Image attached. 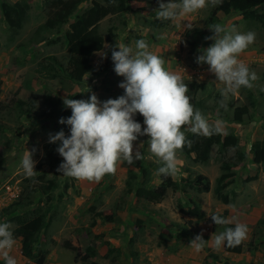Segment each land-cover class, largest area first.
Listing matches in <instances>:
<instances>
[{
    "label": "rangeland",
    "instance_id": "1",
    "mask_svg": "<svg viewBox=\"0 0 264 264\" xmlns=\"http://www.w3.org/2000/svg\"><path fill=\"white\" fill-rule=\"evenodd\" d=\"M8 1L14 3L18 0ZM94 1L98 0H86L75 11V14L81 13V11L90 7ZM27 2L30 5L28 17L22 28L13 37H9L10 33L0 16V212L17 198L25 202L29 190L28 184H30L31 179L24 176L21 160L26 149L35 148L36 152L33 159L37 161L35 165V171L38 172L36 178L44 176L45 180L48 179L57 183L58 189L53 195L56 197L61 195L57 202H53L55 209L52 214V222H54H51V228L48 227L39 237V246L49 252L44 264H123L125 260L122 257V249L124 248L126 252L130 249L126 243L129 236L128 230L125 231L124 236L118 235L114 242L109 243L107 239H104L99 241L97 246H94V240L90 237H87L86 241H77L76 239L77 244L73 249L69 248L72 244L67 246L65 242L78 235L73 228L79 229L85 224L89 225L93 212L103 210L104 214L107 211L101 207L102 204L113 212L119 204L116 199L117 195L119 198L124 192L128 170L133 171L134 180H141L142 170L147 169L150 171L152 182L158 179V169L154 167L158 163L150 152L148 137L142 136L134 142V148L140 144L139 151L144 159L131 166L126 163L117 165L115 175H105L99 183L80 181L63 175H53L54 169L49 166V161L45 155L46 145L52 144L53 147L57 148L59 142L49 143V134H55L63 130L66 137L70 135V126L59 123L61 117L67 119L71 116V109L64 106L63 98L87 100L94 93L100 101L109 98L115 99L124 93V90L118 87L119 83L123 81V77L117 76L114 72L112 60L109 62L110 66L105 67L106 58L102 60L97 54H94L90 60L92 71L83 78L80 84L66 81L61 83L58 80L48 79L42 73L37 72V64L42 61L48 62L46 60L48 57H54L61 66L60 68H65L68 54L63 34L46 31L35 36L43 38V41H37V38L33 36L38 26L43 24L51 13L49 2L45 3L43 0H27ZM164 2H167V0H164ZM176 2H179V0H176ZM127 5L129 7L128 12L110 15L99 23V33L104 40L102 50H107L104 47L105 45L115 47L121 43L135 50V42L139 39L145 40L149 45V51L165 60L164 67L166 70L182 75L184 82L202 85L198 91L189 93L194 108L201 110L210 124L218 118L223 119L226 122L228 133H233L238 138L237 149H227L219 153L217 147H213L211 160L207 163V166L204 164L193 166L191 159L183 156L178 151L180 173H183V170L186 169L185 172H190L191 177L197 173L207 174L213 180L214 175L220 174L221 162L232 163L235 153L241 151L245 154V163L237 164L234 170L239 171V175H244L243 185H245L246 178L251 177L247 176L248 174L260 173L259 166L253 163L250 147L253 143L264 138V90H262L264 89V25L259 23L248 24L236 13H231L228 16L221 12L217 13L218 24L221 26L235 27L241 33H247L248 31L256 33L255 42L238 57L259 76V80L255 82L256 87L251 89L254 106L249 108L248 114L243 117L242 123H232L229 122L228 118L231 116L233 108L248 106L249 104L246 93L240 89L235 96H230L229 100H232L233 107L228 110L229 112L226 113L223 109H219L218 102L222 99L220 89L223 84L216 80L213 73L209 72L207 64L196 63V57L202 54V50L214 43L212 40L205 39V37L213 35L212 31L205 26V20L209 16L212 7L209 6L185 16L180 21L166 22L156 18V11L159 6L157 0H131L127 2ZM154 21L161 23L163 26L159 28L149 27V24ZM187 23L192 24L193 28L191 30H185L182 27ZM198 31L203 34L201 36L197 35ZM215 94L219 96L217 99ZM194 102L198 103L197 107H195ZM218 109L219 114L226 117H219ZM253 184L254 181L249 182L246 187ZM263 187L264 180L261 181L258 191H261ZM253 194H238L237 189L235 193L232 191L230 194L232 205L238 207L247 202L248 205H251V210L256 207L264 210V196L255 201ZM179 196L180 203L185 209L188 198L201 202L207 199L204 195L193 192H188L185 195L184 193L179 194ZM39 200L40 205H38ZM179 200L175 197L171 200L167 198L163 201L162 207H156L155 204L150 206L149 208L153 213L152 224H159L162 220V224L170 225L171 222L177 221L178 223H173L177 226V229L188 225L187 216L179 215L181 218L179 221V217L175 214V212L178 213L176 205L179 204L177 202ZM136 201L133 199L126 205L128 213L133 212L131 206L136 205ZM260 202H263L262 207ZM45 203L47 202L44 198L39 199V197L34 196V203L25 207L23 212L28 216L35 212L37 207L45 205ZM190 207H192L191 204ZM213 211L214 208H211L207 215L215 213ZM263 214L264 211L260 214V217L258 215H254V217L260 220L263 218ZM224 217L228 218L226 214ZM5 221V217L0 219V223ZM233 221L236 222L234 219ZM11 224L15 228V225ZM207 224L209 229H205V227L200 229L201 222L194 223V228L189 226L194 236L198 234V230H203L204 234L211 233L213 238L221 233L220 229L226 227L213 223L211 226L208 221ZM259 228L262 230V227ZM172 229L174 228L172 227ZM155 233L156 239L152 245L168 250L174 248L172 245L169 247L161 246L162 239L157 232ZM173 236H175L174 233ZM168 237L172 238V235ZM256 239H258L257 235ZM256 239L252 238L249 241H244V257L220 256V249L217 250L214 246L207 248L205 249L206 256L201 264H245L246 254L253 261L257 255L252 253L251 256L249 251L253 242L254 246L258 247ZM16 240L17 243L11 254L17 259V264H34L21 255L20 239L16 238ZM181 242L184 241L181 240L178 244ZM86 246L98 248L97 255L94 258L86 257L84 252ZM174 249L176 251L178 245ZM259 250V252L264 253L263 247ZM75 256L77 260L74 258ZM216 256L218 260H216ZM0 262H4L2 257H0ZM259 264H264V259Z\"/></svg>",
    "mask_w": 264,
    "mask_h": 264
},
{
    "label": "clouds",
    "instance_id": "2",
    "mask_svg": "<svg viewBox=\"0 0 264 264\" xmlns=\"http://www.w3.org/2000/svg\"><path fill=\"white\" fill-rule=\"evenodd\" d=\"M157 2L159 6L156 11V18L161 21L170 22L180 21L181 18L209 6L215 7L221 0H179V2H176V0H167V2H164V0H157ZM238 16L241 18L240 15ZM182 27L185 30H191L193 28L191 23L184 24ZM209 29L212 31L213 35L205 37V39L212 40L214 43L202 50V54L196 57V63L207 64L209 66V72L213 73L216 80L223 84V87L220 89L222 99L218 104L219 109L228 111L230 96H235L241 88L253 89L256 87L255 82L259 80L257 73L250 70L249 66L238 58L255 42L256 33L253 31L241 33L237 31L235 27L227 28L220 24L211 25ZM104 47L111 52L110 60H112L114 64V72L117 76L123 77V81L119 83L118 87L123 89L124 93L115 99L109 98L105 101H100L94 93H92L87 100L63 98L64 106L71 109V116L67 119L61 117L59 123L70 126V135L66 137L64 131L61 130L55 134L50 133L48 140L49 143L59 142L56 151L59 156L63 158V162L58 166L57 172L65 177L75 178L76 180L99 183L105 175H115L117 165L126 163L131 166L137 161L144 159V156L139 151L140 144L134 148V142L137 141L139 137L147 136L151 154L156 158V162L162 165L157 170L159 185L160 182H162L160 181L159 175L164 178L171 177L172 180L175 181L173 176H176L180 172V160L178 159L177 152L182 151L185 147L191 148L193 143L187 138L186 133L190 132L205 138H211L213 135L227 137L228 130L226 122L218 118L214 123L210 124L201 110L194 108V105L191 103L188 85L184 82L183 76L166 70L164 67L165 60L161 56L149 51V45L145 40H137L135 42V50L123 43L115 47L111 45H105ZM95 54L99 55L102 60L107 57V51L100 50ZM110 60H105V67L110 66ZM88 91H90V89H88ZM219 109L217 110L218 116ZM137 113L143 117V129L141 124L134 119ZM35 152V148L31 150L26 149L21 160L24 176L32 179L33 182H37L36 177L38 173L35 171L37 161L33 159ZM211 152L208 161L203 163L204 165L211 160ZM187 158H190L193 162L192 155ZM243 163H245V161H243ZM193 164L196 165L201 163L193 162ZM231 171L234 173V177L231 179L229 185H232L236 179L241 178V175H239L240 172L235 171L234 167ZM260 172L264 174L261 169ZM220 174H217V177L212 183V187H210V182L207 177L202 174H196L191 179L175 182L178 188L180 185L182 188L183 184L188 187L185 181H192L195 176L202 175L207 179L209 184L210 189L208 192L211 191L213 194L216 179ZM255 175L256 173L246 178V181L247 179L255 180ZM136 181L139 182L140 180ZM149 184L154 188L158 186L153 185L151 180ZM228 186L224 190L227 194ZM129 190L132 191V189L124 188V192L123 194L120 192L122 195L119 196V198L117 195L116 199L119 204L113 212H111L110 208H107L106 205L103 206L102 204L101 207L107 210L104 214L103 210H97L93 212L89 225L85 224L81 227L82 229L73 228L74 232L78 234L79 237L75 235L70 241L68 240V242H65L67 246L72 244L69 248L73 249L77 244L76 239L77 241H86L87 237L92 238L94 240V246H97L99 241L104 240L106 232L94 233V227L98 223L102 225L116 223L118 218L117 213L125 208L127 202V199H125L126 196L131 195L130 197L132 199L146 202L143 199L135 197L133 191L130 192ZM168 190L171 192L176 191L167 189V191ZM213 196L217 199L214 194ZM164 198L161 201H163ZM17 199L10 204L16 202ZM178 205L176 208L178 214L187 216L189 219L187 221L188 225L179 227V229H176V232L174 230L175 240L176 242L183 240L189 243L196 252H200L204 249L207 240L202 238V233L194 236L191 227L194 226L195 221H208L211 226L212 223L215 225L227 226L234 222L233 219L224 217L225 213L221 214L215 212L206 217L197 204L192 205V207L189 206L187 209L181 207L184 211L197 207L198 211L203 213L204 217L203 219H196L193 216L179 212ZM230 207L234 208V206ZM54 209L55 207L52 209L51 214H53ZM97 214H101V217L96 216ZM105 216H111L112 221L107 222L106 219L103 218ZM210 217L213 222L210 220ZM260 220H262V224H258ZM260 220L256 222V228L258 229V234L264 238V214L263 218ZM92 222H94V224L90 226ZM52 223H50L48 227L51 228ZM259 227H262V230H260L261 228ZM183 229L187 230V237H194L191 241H186L184 237L181 240H177V234ZM220 231L221 233L214 236L213 241L214 247L217 250L221 247L222 249L223 247L229 249L235 248L240 246L242 242L244 246V241L248 239L249 229L248 226L243 223H235L234 227H225V229H220ZM159 237L162 239L161 246L167 247L166 235H159ZM16 243L14 226L7 221L0 223V257L3 258L4 264H17V259L11 254ZM94 246L85 247L84 252L86 253V257L94 258L97 255V248ZM261 247L264 249V240L258 242V248ZM88 248L95 252L94 256L89 254ZM174 248H177V245L174 246ZM174 248L170 250L174 252ZM76 256H78V254H76ZM76 256L74 257L75 259ZM216 260H218L217 256Z\"/></svg>",
    "mask_w": 264,
    "mask_h": 264
},
{
    "label": "trees",
    "instance_id": "3",
    "mask_svg": "<svg viewBox=\"0 0 264 264\" xmlns=\"http://www.w3.org/2000/svg\"><path fill=\"white\" fill-rule=\"evenodd\" d=\"M86 0H43V2H49L51 13L47 16L45 22L38 26L35 30L34 37L42 32L53 31L54 34H63L64 40L66 41V52L68 54L66 67L61 69L59 63L54 57H48V62L42 61L37 64V72L42 73L46 78L58 80L59 82H70L80 84L87 74L92 71V65L90 60L92 56L102 50L103 38L99 33V23L109 15L121 14L129 11L127 5L128 1L131 0H98L92 2L91 6L81 11V13L75 14V11L85 2ZM30 5L27 0H18L14 3H10L8 0H0V16L2 22L6 25L7 30L10 33L9 37L16 35L24 22L28 17V11ZM221 12L225 16L231 13H236L247 23H259L264 25V0H221V2L212 7L209 16L205 20V26L210 27L211 25L218 24L217 13ZM161 23L151 22L149 27L159 28ZM67 29L64 30V28ZM201 32H197V35L201 36ZM37 41H43V38L35 37ZM107 51V60L111 59V52ZM188 85L189 92L198 91L201 87L195 85L193 82H185ZM249 100L248 106H237L233 108L231 116L228 118L229 122L242 123L243 117L247 116L249 108L254 106V97L249 89L241 88ZM215 94V98L219 97ZM195 107L198 103L194 102ZM233 107L232 100L228 101V108ZM229 111H226V113ZM219 117H226L220 115ZM134 119L144 127L143 117L137 113ZM187 138L191 140L192 147H185L182 151H179L184 156H193V162L206 163L209 158V154L213 147H217L219 153L227 149L238 148V138L233 133H228L227 137L222 135H213L211 138H205L202 136L194 135L190 132L186 133ZM56 147L52 144L46 145L45 155L49 161V166L53 168V175H62L57 172V165L63 162V158L59 156L56 151ZM250 153L254 164H257L261 171L264 173V138L261 141H257L250 147ZM245 154L241 151H237L233 157L232 163L221 162L220 170L221 174L216 179L215 186L213 188V194L223 204L229 202L227 192H224L226 187L231 183V179L234 177V173L231 171L237 164L243 162ZM161 164L155 165L158 169ZM160 184L157 187H151L149 184L150 174L147 169L142 170L141 180L138 182L133 179V171L128 170L127 179L125 181V188L132 189L135 197L143 199L149 203H158L166 195L167 189L178 190V185L171 177L164 178L160 176ZM37 182H33L31 179L28 184L29 190L27 191V197L25 202L21 199L10 204L6 208H3L0 212V219L5 217L7 222H11L15 225L14 237L20 238V251L24 258L32 261L34 264H43L48 254L47 250H43L39 246L40 233L48 228L52 221L51 211L54 208V203L59 197L54 196V192L58 189V184L44 179V176L36 178ZM32 183V184H31ZM188 187L194 189L197 192H208L209 184L207 179L202 175H197L192 181H185ZM34 196L39 199L44 198L45 205L37 207L35 212L26 216L23 212L25 207L34 203ZM40 200L38 205H40ZM178 211L183 214H188L195 217L196 219H203V213L198 211L197 207L191 210L184 211L181 206L178 205ZM96 216L101 217V214ZM107 222L112 221L111 216L103 217ZM211 220V217H210ZM212 221V220H211ZM260 220L258 224H262ZM213 222V221H212ZM92 222L91 225H93ZM226 227H234L233 224L227 225ZM187 230L183 229L177 234V240L184 239L191 241L194 237H187ZM257 242L263 241L264 238L261 235H257ZM164 245V243H163ZM243 242L240 246L235 248L223 247V250L227 253L239 254L242 251ZM35 250V251H34ZM91 256L95 255V252L90 248L87 249ZM252 250V249H251ZM4 264V262H0Z\"/></svg>",
    "mask_w": 264,
    "mask_h": 264
},
{
    "label": "crops",
    "instance_id": "4",
    "mask_svg": "<svg viewBox=\"0 0 264 264\" xmlns=\"http://www.w3.org/2000/svg\"><path fill=\"white\" fill-rule=\"evenodd\" d=\"M185 171L186 169L183 170V173L179 172L176 176H173V179L178 182L180 180L192 178L189 175L190 172L187 173ZM204 176L207 177V179L210 182V187H212V183L214 179L217 177V174L214 175L213 180H211L207 176V174ZM248 176H252L251 173ZM255 177H256L255 180H252V179L247 180L246 183H244L245 185H243V182L245 180L243 176H241L240 179H236L234 183L228 188V194H229L230 201L227 204L220 203L216 198H214L211 191L207 193H199L195 191L194 189L192 190L189 189L184 184L182 188L180 185L178 190L174 192H171L170 190H168L164 200L167 198L171 200L173 199V197L179 200V197H180L179 194L184 193L185 195L188 192H193L195 194H202L204 195V197H207L206 200L201 202L198 200L188 198L187 203H186L187 204L186 209L190 206V204L191 205L197 204L200 207V210L204 212L206 217H207V213L210 212L211 208H214L213 212L225 213L226 216H228V218L234 219L236 221L235 223H243L248 226L249 233H248L247 241H249L252 238L256 239V235H258V229L256 228V222L258 219L257 217H254V215H258V217H260V214L264 210H262V208H257V207L251 210L250 209L251 205H248L247 202L242 206H238L234 208L230 207V206H233L232 197L230 194L232 193V191H234L235 193L236 189L238 191V194L242 193V195L247 194V193H254L253 198L255 199V201L259 197L264 196V187L262 188L263 192H262V189L261 191H258V188H260L261 181L264 180V175L261 174L260 172L258 174L256 173ZM155 180L156 181H152V184L156 186L158 185L159 180L158 179H155ZM253 181H254V184L252 186L246 187L247 183L253 182ZM230 189H232V191H230ZM130 196L131 195H128L125 197V199H127L126 205H128L129 202L133 200ZM163 201H161L158 204H155V206L162 207ZM177 202H179V205L182 208H184V206L180 203V200ZM126 205L124 209L120 210L117 213L118 218H117L116 223L111 224V225H103V226L102 224L98 223L94 227V233H99L101 231L106 232V234L104 235V239H107L108 240L107 242L109 243L114 242L118 235L124 236L125 231L128 230L129 236H128V240L126 241V243L130 247V249L127 251L128 253L125 251L124 248L122 249V257L125 260L123 264H201L202 260L206 256L205 249L214 246V243H213L214 238L212 237L211 233L204 234L203 230H198V234L202 233V238L204 240H207V243L202 251L196 252L195 249L189 243H186V242H181L180 244H178V242H176L175 240V236H173V233H175L177 229V226L174 224L178 223L177 221H174L173 222L174 224L171 222L170 225L162 224L163 223L162 220L161 222H159V224L158 223L152 224L151 218L153 216L152 215L153 213L149 207L152 206L153 204H148L146 202L138 200L136 201V205L131 206V208L133 209V212H130V213H128ZM177 205H176V208H177ZM260 205L262 207L263 202H260ZM145 214H148V215L145 216ZM175 214L179 217L178 220L180 221L181 218L179 214L176 212ZM187 219L189 218L187 217ZM195 223L197 224V222ZM201 223H202L201 227L198 226L200 229L204 227L205 229L206 228L209 229V225L207 224V222H201ZM235 223L233 222L232 224L235 225ZM172 227L174 229H172ZM155 232H157L159 235H166L167 237L166 246L167 247L171 245L172 247L175 245H178V249L173 252L171 250L163 249V248L152 245L156 239ZM169 235H172V238L171 237L169 238L168 237ZM251 249L252 250L249 251L250 255L252 256L253 255L252 253H254L257 255V257L252 261L250 260L251 257L248 254H246L247 260L245 261V264H250V263L259 264L262 261V259H264L263 258L264 253L259 252L260 250L258 247L254 246V242L252 244ZM219 254L220 256L229 255V256L236 257V258L244 257L243 249L241 253L233 254V253H225L221 247Z\"/></svg>",
    "mask_w": 264,
    "mask_h": 264
}]
</instances>
